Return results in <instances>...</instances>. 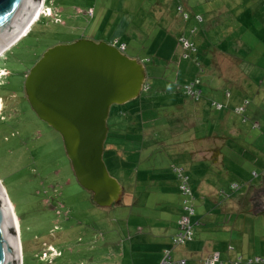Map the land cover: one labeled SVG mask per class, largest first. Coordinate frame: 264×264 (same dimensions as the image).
Returning <instances> with one entry per match:
<instances>
[{
    "label": "rangeland",
    "instance_id": "rangeland-1",
    "mask_svg": "<svg viewBox=\"0 0 264 264\" xmlns=\"http://www.w3.org/2000/svg\"><path fill=\"white\" fill-rule=\"evenodd\" d=\"M42 1L37 20L0 54V183L18 218L22 264H162L166 249L178 259L185 247L174 249L172 239L183 210L193 205L196 215L206 200L239 207V199L264 181V101L255 93L264 67H256L245 80L248 85L235 90L206 79L212 74L213 50L221 45L242 60L244 13L257 23L263 20L264 0ZM252 28L264 46V22ZM79 38L117 48L125 44L124 54L139 56L146 69L148 92L112 107L109 117L104 162L124 195L108 208L95 205L77 183L61 136L34 114L24 92L27 75L49 49ZM222 65L226 78L227 64ZM187 67L191 79L184 77ZM192 82L212 99L204 106L206 117L195 113L193 98L184 96L183 87ZM133 112L151 132L146 139L119 134L123 115ZM221 113L230 114V121ZM192 135L225 138L204 139L202 145L222 148L225 160L219 165L193 162L186 155L197 149L196 141L187 140ZM110 146L121 158L114 159ZM157 149L164 153L159 160L164 181L153 187L148 177L156 171L149 162ZM175 168L188 177L194 200L180 192Z\"/></svg>",
    "mask_w": 264,
    "mask_h": 264
},
{
    "label": "water",
    "instance_id": "water-1",
    "mask_svg": "<svg viewBox=\"0 0 264 264\" xmlns=\"http://www.w3.org/2000/svg\"><path fill=\"white\" fill-rule=\"evenodd\" d=\"M41 6L42 0H0V54L20 39ZM146 79L139 60L113 45L88 39L49 49L25 79L31 110L61 136L77 183L98 207L118 205L124 195L104 162L112 107L138 99ZM251 211H264V187L254 194ZM0 264H22L1 183Z\"/></svg>",
    "mask_w": 264,
    "mask_h": 264
},
{
    "label": "crops",
    "instance_id": "crops-1",
    "mask_svg": "<svg viewBox=\"0 0 264 264\" xmlns=\"http://www.w3.org/2000/svg\"><path fill=\"white\" fill-rule=\"evenodd\" d=\"M239 11L240 10H238L237 13ZM244 18H245L244 23L248 26L246 27L245 34L243 33L241 38V44L243 46L241 45V49H240L241 52L239 53H243L242 60H240L239 58H235L229 54L230 47L224 48V46L221 45V48L219 47L218 49L216 48L213 50V57L210 60V63H212V65L210 64L212 66L210 69V73L212 72V74L209 75V77L206 79L210 80V83L215 84L218 87L230 86L231 88L234 89L237 87L240 88L242 86H247L248 82L246 83L245 80L251 78V75L256 70V67L259 68H261L260 66L264 67V46L261 44V41L258 40L259 36L257 34V31L253 30L254 28H252L255 26V24L258 23L263 24L264 19L259 20L258 23L256 20L252 21L249 12L247 11H245L244 13ZM232 26L229 28L230 30L233 29ZM260 31L262 32V30ZM80 39L92 40L89 38H79L78 40ZM100 41H102V39ZM251 54H254V56L249 57V55ZM131 58L139 60V56H133ZM169 59H171V57ZM223 62H226L227 64L226 69L228 71H227V75L225 74L226 78L220 72V68H223L222 65ZM241 67H244L245 69ZM229 69L231 71H229ZM240 69H244V70L241 71ZM246 69L248 73L245 72ZM250 70H253V72L249 73ZM192 73H193L192 70H190L189 67H187L184 73V77H190L191 79ZM258 74L259 76L261 75L260 72H258ZM174 75H176L175 72ZM261 78H262V81L260 82L261 85L259 87L255 86V88H260L255 91L256 96L259 97V101L261 100L260 103L264 101V93L261 89V87L264 86V75L261 76ZM166 82H167L166 86H169L170 83L168 81ZM172 89H174V86L172 87ZM184 96L188 97L186 93L184 94ZM210 96H212V94ZM210 99L211 97L206 98L204 96V92L202 89V97L200 101L196 102L193 99L196 102L195 103L196 108H198V111L195 108V113L197 114L199 112L202 114V117H206V113L208 112L206 111L207 108H205L204 106H209V104H211L212 99L211 100ZM214 107H215L214 103H212L211 108L214 109ZM260 107L261 106L257 107L258 111H260ZM181 111H183L182 108L180 112ZM127 116H133V117L126 119ZM127 116L123 115V117L125 118L124 120L125 123L123 124L124 127L122 129H118L119 134L126 135L130 133L131 137L136 136L137 139L140 138L141 136L142 137L145 136L146 139V137L149 136L147 134L151 135V132L147 133L145 131V128L141 127V120L137 113H134V115L129 114ZM219 116H221V118L223 117L230 121V117H231L230 114L223 113L222 115ZM210 120L213 119L210 118ZM127 123L129 124L128 126L129 128L126 126ZM215 123L219 124V121L215 119ZM256 125L259 126L258 122H256ZM131 127L135 131L131 130L132 129ZM210 138L218 139V141H223L225 139L223 137H216L215 135L213 137L208 136L207 138H205V136L202 138L198 136L197 138V136L192 135L191 137H188L187 140L188 142L196 141L197 149L196 150L189 149L188 151L186 150L187 157L190 158L192 161L194 160L193 162H196L197 159L211 162L212 164H216V165H219L221 162H223L225 160L223 153L219 156L218 159H216L214 155L215 149H221L222 151V148L217 146L202 147L203 140L207 139L209 141ZM162 153L163 152L160 150H159V154L156 151L151 152V157H150L151 161L149 162V164L156 171V173H154V175H150L148 177L149 179L148 181L152 180L154 182L153 184H150L153 187H157L155 186L156 184H159L161 181H164V174H162V172L159 171L161 169L160 168L161 163L159 162V160L162 159L160 156ZM163 155L164 153L162 154V156ZM142 177L145 178V174H142ZM138 179L140 180V177ZM141 182H146V181L142 180ZM263 182L260 186L248 190L249 193L247 194V196H242L239 199L240 200L239 207H235L234 206L235 204H228L227 203L228 201H224V202L218 201L217 203L208 201L207 203L206 200L204 204H202L198 208V211L196 212V215L193 219L194 220L193 231L195 230L194 237L186 245H183V247H185V250L182 251V253L180 252L181 254L180 257L175 260L173 258L172 251L168 249L164 250V256H165V252L169 251L172 260L176 262V264L180 263L181 261H185V264H199V263L203 264L205 260L212 258L215 254H219L221 258V263L219 264H232V262L236 259L235 258L236 256L237 257L241 256L245 259L253 258V257H264V211H259L256 214H254L251 211L253 196L255 193L263 189L264 187ZM207 193L210 194L209 187L207 189ZM244 201L246 203L245 205L243 204ZM211 225H215L218 227L215 229L205 230ZM195 227L197 229H195ZM198 227L199 228L202 227V228L199 229ZM173 247L175 249L181 246L175 247L173 245Z\"/></svg>",
    "mask_w": 264,
    "mask_h": 264
},
{
    "label": "built area",
    "instance_id": "built-area-1",
    "mask_svg": "<svg viewBox=\"0 0 264 264\" xmlns=\"http://www.w3.org/2000/svg\"><path fill=\"white\" fill-rule=\"evenodd\" d=\"M115 44L118 45L117 41ZM188 46V45H187ZM121 51H125L126 46L123 44L120 48ZM149 90L147 84L144 85L143 92ZM183 91L193 98L196 102L200 101L202 97V90L197 87V82H192L183 87ZM215 106V103H214ZM175 172L178 174V178L180 179V189L183 194L190 196L193 198L191 188L189 186L188 177L181 172V169H175ZM233 188H238V185H233ZM194 200V198H193ZM187 201V200H186ZM185 214L182 215L181 219L179 220V229L176 235L173 237L172 242L175 247L186 245L190 242L193 238V224H192V217L195 215L194 206L187 207ZM220 261L219 254H215L212 258H209L204 261V264H217ZM181 264H185V261H181ZM162 264H173L172 258L169 251L165 252V256L163 258ZM232 264H264V257H253V258H243L238 256Z\"/></svg>",
    "mask_w": 264,
    "mask_h": 264
},
{
    "label": "bare ground",
    "instance_id": "bare-ground-1",
    "mask_svg": "<svg viewBox=\"0 0 264 264\" xmlns=\"http://www.w3.org/2000/svg\"><path fill=\"white\" fill-rule=\"evenodd\" d=\"M42 6H43V1H42ZM42 6H41V9H42ZM41 9H40V11H39V13L37 14V16L34 18V20L33 21H35V19L38 17V15L40 14V12H41ZM37 20V19H36ZM32 21V22H33ZM32 22H31V24H32ZM30 24V25H31ZM29 25V26H30ZM28 29V28H27ZM27 29L25 30V31H27ZM24 31V32H25ZM24 32H23V34H24ZM26 33V32H25ZM22 34V35H23ZM21 35V36H22ZM20 36V37H21ZM19 37V38H20ZM14 45V44H13ZM1 182V181H0ZM3 187V186H2ZM3 191H4V193H5V196H6V198H7V201H8V204H9V207H10V210H11V213H12V216H13V220H14V224H15V229H16V233H17V238H18V244H19V249H20V255H21V242H20V227H19V222H18V218H17V216H16V214H15V211H14V208H13V205H12V203L10 202V200H9V198L7 197L8 195H7V193H6V191H5V189H3ZM21 259V258H20Z\"/></svg>",
    "mask_w": 264,
    "mask_h": 264
},
{
    "label": "trees",
    "instance_id": "trees-1",
    "mask_svg": "<svg viewBox=\"0 0 264 264\" xmlns=\"http://www.w3.org/2000/svg\"><path fill=\"white\" fill-rule=\"evenodd\" d=\"M119 45V44H118ZM147 84V83H146ZM148 85V84H147ZM146 92H148V91H146ZM145 92V93H146ZM123 114V113H122ZM4 120V119H3ZM116 135V134H115ZM121 135V134H120ZM121 137H123V138H125L126 137V135H121ZM117 150H115V147L114 146H110V149H109V153L110 154H112V155H114V159L115 158H121V155H119L120 154V152H117ZM222 154V151H221V149H215V153H214V155H215V157H216V159H218L219 158V156ZM175 169H180V168H175ZM175 169H174V171H175ZM176 173V172H175ZM177 174V173H176ZM177 179H178V181H179V190H180V192L183 194V192L181 191V189H180V179L178 178V174H177ZM190 184V183H189ZM233 188V187H232ZM238 188H239V185H238ZM233 189H237V188H233ZM193 198H194V196H193ZM195 210V209H194ZM185 213H184V210H183V214L182 215H184ZM180 220V219H179ZM178 223H179V221H178ZM178 229H179V224H177V232H178ZM203 264H204V262H203Z\"/></svg>",
    "mask_w": 264,
    "mask_h": 264
}]
</instances>
